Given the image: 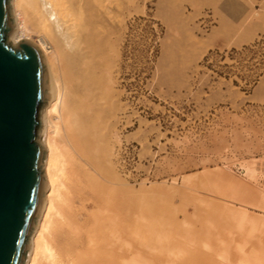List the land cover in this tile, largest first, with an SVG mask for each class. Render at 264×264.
<instances>
[{"label": "rangeland", "instance_id": "374dc122", "mask_svg": "<svg viewBox=\"0 0 264 264\" xmlns=\"http://www.w3.org/2000/svg\"><path fill=\"white\" fill-rule=\"evenodd\" d=\"M122 4L118 21H108L102 65L111 104L105 112H113L109 153L120 176L138 192L140 207L151 203L155 238L163 240L167 229L179 264L189 250H210L207 239L193 235L199 205L202 215L216 213L227 230L241 229L259 248L264 0Z\"/></svg>", "mask_w": 264, "mask_h": 264}, {"label": "bare ground", "instance_id": "6f19581e", "mask_svg": "<svg viewBox=\"0 0 264 264\" xmlns=\"http://www.w3.org/2000/svg\"><path fill=\"white\" fill-rule=\"evenodd\" d=\"M11 6L17 32L9 41L38 46L50 94L40 132L47 182L24 264H179L167 229L163 240L155 238L153 206L140 207L109 153L113 112H105L111 104L102 65L108 21H118L122 0H12ZM202 209L195 206L201 226L193 235L207 239L210 250H189L184 264H264L262 241L254 247L240 228L227 230L216 213Z\"/></svg>", "mask_w": 264, "mask_h": 264}, {"label": "water", "instance_id": "95a60500", "mask_svg": "<svg viewBox=\"0 0 264 264\" xmlns=\"http://www.w3.org/2000/svg\"><path fill=\"white\" fill-rule=\"evenodd\" d=\"M17 32L11 0H0V264H24L45 195L41 113L50 94L47 67Z\"/></svg>", "mask_w": 264, "mask_h": 264}, {"label": "crops", "instance_id": "0c3cea01", "mask_svg": "<svg viewBox=\"0 0 264 264\" xmlns=\"http://www.w3.org/2000/svg\"><path fill=\"white\" fill-rule=\"evenodd\" d=\"M233 24V23H232Z\"/></svg>", "mask_w": 264, "mask_h": 264}]
</instances>
